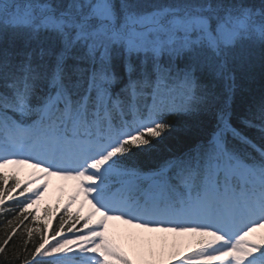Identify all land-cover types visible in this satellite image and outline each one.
Instances as JSON below:
<instances>
[{
  "label": "snow or ice",
  "instance_id": "obj_1",
  "mask_svg": "<svg viewBox=\"0 0 264 264\" xmlns=\"http://www.w3.org/2000/svg\"><path fill=\"white\" fill-rule=\"evenodd\" d=\"M257 70L264 0H0V264H138L110 221L192 236L140 264H264ZM49 177L76 187L40 215Z\"/></svg>",
  "mask_w": 264,
  "mask_h": 264
},
{
  "label": "rangeland",
  "instance_id": "obj_2",
  "mask_svg": "<svg viewBox=\"0 0 264 264\" xmlns=\"http://www.w3.org/2000/svg\"><path fill=\"white\" fill-rule=\"evenodd\" d=\"M12 169H15L26 180L38 171L27 165L9 166L7 170ZM47 179L49 180L48 188L37 206L45 207L48 204L57 206L59 204L62 207L69 195L75 190L76 182L59 177H49ZM79 203L78 201L74 204L71 211L75 212L79 208ZM88 208L89 206L86 205L84 211L87 212ZM109 233L121 244L125 251L138 261V264L142 260L151 259L152 252H155L157 257L163 252L165 258H167V255L173 251H184L193 240L190 234L146 233L120 221L109 222ZM259 234H264V229H258L256 235Z\"/></svg>",
  "mask_w": 264,
  "mask_h": 264
},
{
  "label": "trees",
  "instance_id": "obj_3",
  "mask_svg": "<svg viewBox=\"0 0 264 264\" xmlns=\"http://www.w3.org/2000/svg\"><path fill=\"white\" fill-rule=\"evenodd\" d=\"M252 92L258 97L260 92L264 90V80L261 79L259 70L255 74L254 80L250 84ZM171 122L175 125L177 129L183 127L185 123V117L181 113H177L174 116L169 118ZM190 145V141L179 132H172L166 136V138L157 145L156 150L151 153H138L136 157V164L144 171L149 172L152 169L156 168L163 160L168 159L172 154H179L180 152L186 150ZM21 180H24L20 176ZM51 208H55L56 205L48 204ZM39 214L43 215L44 207H38ZM62 208V207H61ZM73 212V211H72ZM4 218L0 217V236H3L2 230V220ZM55 224V221H53Z\"/></svg>",
  "mask_w": 264,
  "mask_h": 264
}]
</instances>
